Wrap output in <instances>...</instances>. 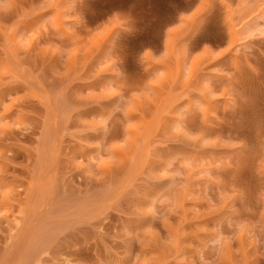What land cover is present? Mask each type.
<instances>
[{
  "label": "rangeland",
  "instance_id": "1",
  "mask_svg": "<svg viewBox=\"0 0 264 264\" xmlns=\"http://www.w3.org/2000/svg\"><path fill=\"white\" fill-rule=\"evenodd\" d=\"M0 264H264V0H0Z\"/></svg>",
  "mask_w": 264,
  "mask_h": 264
}]
</instances>
